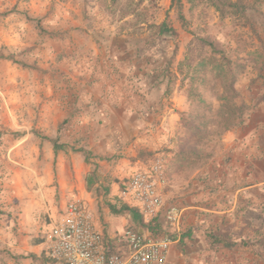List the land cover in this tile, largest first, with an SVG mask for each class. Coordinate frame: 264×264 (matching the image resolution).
<instances>
[{"label": "rangeland", "instance_id": "1", "mask_svg": "<svg viewBox=\"0 0 264 264\" xmlns=\"http://www.w3.org/2000/svg\"><path fill=\"white\" fill-rule=\"evenodd\" d=\"M95 93L106 117H88ZM262 102L264 0H0V264L37 263L18 251L20 208L46 156L58 188L59 157L85 153L95 213L126 218L110 206L132 173L158 160L165 175L207 169ZM130 226L106 230L112 250Z\"/></svg>", "mask_w": 264, "mask_h": 264}, {"label": "crops", "instance_id": "2", "mask_svg": "<svg viewBox=\"0 0 264 264\" xmlns=\"http://www.w3.org/2000/svg\"><path fill=\"white\" fill-rule=\"evenodd\" d=\"M99 99L95 93L93 101L97 106L101 105ZM102 107L98 106L97 112L88 117H106L108 113L103 114ZM252 111L228 134L223 155L211 160L207 169L191 177L178 176L175 168L169 175L167 170L166 207L174 204L182 211L178 228L166 222L164 212L157 219L162 232L174 238L168 264H264V102ZM59 159L58 188L52 185L55 160L49 155L46 162L51 164L44 167V176L33 172L22 195L20 232L27 235L21 237L26 247L18 251L34 258L37 263L33 264L44 263L51 224L62 217L68 199L69 203L76 199L88 202L96 227L106 238L107 231L112 236L131 223L126 221L127 215L119 218L108 210L95 213L87 190L91 165L85 153L68 150V165L63 156ZM140 164L143 163L138 161L137 166ZM102 224L107 231L101 229ZM226 241L236 246L227 247ZM27 261L32 264L30 259Z\"/></svg>", "mask_w": 264, "mask_h": 264}, {"label": "built area", "instance_id": "3", "mask_svg": "<svg viewBox=\"0 0 264 264\" xmlns=\"http://www.w3.org/2000/svg\"><path fill=\"white\" fill-rule=\"evenodd\" d=\"M124 184L122 198L137 207L146 221L157 220L165 213L172 228L182 222L177 205H167L164 191L168 186L162 160L136 170ZM48 249L43 264H168L174 240L170 236L133 232L126 229L120 245L110 247L104 233L97 229L94 213L87 201L76 199L67 204L62 217L51 224L47 235Z\"/></svg>", "mask_w": 264, "mask_h": 264}, {"label": "trees", "instance_id": "4", "mask_svg": "<svg viewBox=\"0 0 264 264\" xmlns=\"http://www.w3.org/2000/svg\"><path fill=\"white\" fill-rule=\"evenodd\" d=\"M235 8L237 9V12L240 10V4H238L237 2H230L229 5L228 4H223L221 6L222 10L224 11V9L227 8ZM219 11L220 8L218 7ZM241 11V10H240ZM177 12H178V16H179V20L180 22L185 23L186 19L182 10V6H177ZM155 28H157L160 31V35H165L167 33H172V34H177V32L175 30H173L172 28H169L166 26V24H161L159 26H155ZM40 30L43 31V28L40 27ZM3 57V56H1ZM2 59H6V58H2ZM8 59V58H7ZM23 67H28L26 64L21 63L20 64ZM54 145V152L55 155L57 156L58 153L61 150H65V145L63 144H58L57 142H53ZM93 173H89L88 175V187L89 189H91L94 185L93 183ZM111 207V211L116 214V215H127L128 217L131 218V226L129 227L130 230H132L133 232L137 233L140 232L141 233V229L144 231H147L149 233H152L154 236H167L165 233L162 232V225L158 222V220H154V221H146L144 216L141 214L140 210L136 207H131L129 205H127L126 203H124V205L121 207V209L119 211H117L116 207L114 206H110ZM133 223V224H132ZM172 239L173 236H170ZM224 242V241H223ZM226 246L227 247H233L236 246L234 243H230L228 241H226Z\"/></svg>", "mask_w": 264, "mask_h": 264}]
</instances>
